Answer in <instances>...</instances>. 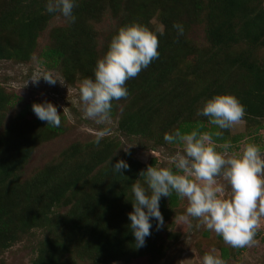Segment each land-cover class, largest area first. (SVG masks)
Wrapping results in <instances>:
<instances>
[{
    "label": "trees",
    "instance_id": "obj_1",
    "mask_svg": "<svg viewBox=\"0 0 264 264\" xmlns=\"http://www.w3.org/2000/svg\"><path fill=\"white\" fill-rule=\"evenodd\" d=\"M186 1L76 0L73 9L75 22L53 28L50 42L39 47L37 38L58 13L45 12V2L0 0V60L26 63L37 52L38 63L59 71L72 81L70 76L77 61L85 54L81 46L90 36V20L98 21V16L105 10L123 12L119 16L121 26L137 23L152 31L148 20L157 14L164 25L163 35L152 31L157 34L158 58L135 78L125 82L127 90L136 88L135 93L112 102L113 108L116 103L127 101L119 115V131L124 136L142 135L148 128L146 116L150 114L147 113L149 108L153 111L155 107L156 110L165 99L169 102L181 100L174 103L177 106L173 105L175 109L171 111L172 118H177L176 121L173 119L176 129L188 132L199 124V131H222L219 137L214 135L213 138L223 140L229 130H219L212 125L207 127V119L203 116L197 118L195 111L205 99L225 93L234 95L244 106L246 124H252L254 130L264 129V54L260 55L264 50V0H193L189 6ZM182 8L186 11V20H182L177 11L181 12ZM202 13H207L205 37L208 44L197 47L184 40V31H187L189 22H201L198 16ZM174 23L182 25V35L172 27ZM109 35L110 40L111 32ZM186 44L196 48L198 57L196 64L187 66L186 72L197 77L195 84L200 83L190 95L183 84L185 78L175 69L178 56H163V52L168 53L167 48L180 51ZM90 62L88 59L83 63ZM88 77L91 78L92 74ZM180 86L186 90L182 91ZM141 92L144 95L158 94L144 105ZM185 96L188 101L182 102ZM20 99L0 84L1 250L15 241L16 234L43 227L47 228V234L39 241L37 256L31 264H60L73 249L106 264L117 260L127 263L139 257L159 263L169 249L180 251L181 245L177 247L178 243L174 242V232L179 224L176 207L180 199L175 193L159 200L163 224L157 228L156 221L151 220L152 228L144 246H134L127 218V213L132 210L130 187L136 182L143 184L139 173L147 166H153L154 161L150 160L148 165L136 160L126 161L128 169L122 170L120 175L115 173L109 166L117 160L111 153L117 139L105 138L99 144L91 142L84 146L72 143L59 156V162L20 181L19 172L30 153V144L39 136L42 138V134L57 135L69 129L62 114L60 126L52 127L38 119H25L30 110L24 108L13 116L16 122L12 123L5 112L19 104ZM167 121L170 122V117ZM60 207L66 208L57 217L66 227L64 232L49 228V221L54 217L49 216L50 213ZM73 238L79 242L78 246L72 247ZM220 250L223 258L226 249Z\"/></svg>",
    "mask_w": 264,
    "mask_h": 264
},
{
    "label": "clouds",
    "instance_id": "obj_2",
    "mask_svg": "<svg viewBox=\"0 0 264 264\" xmlns=\"http://www.w3.org/2000/svg\"><path fill=\"white\" fill-rule=\"evenodd\" d=\"M74 7L76 0H46L44 11L58 13L71 24L75 22ZM172 27L178 35L183 34L182 25L174 23ZM159 35H163L162 30ZM157 48V34L143 25L130 23L119 27L102 57L96 60L92 77H85L78 85L83 118L97 125L108 122L112 102L128 96L125 82L158 58ZM41 78L49 85L64 84L62 78L48 71L36 73L31 81L37 84ZM31 111L49 126L61 124L60 114L48 101L32 103ZM195 115L205 117L209 125L219 130H229L242 120L245 109L234 95L215 94L204 100ZM199 127L197 124L188 132L177 128L165 133L163 140L178 143L180 150L166 157L168 167L147 166L139 173L143 184L131 185L132 210L127 218L136 248L143 247L150 235L151 220L156 221L157 228L163 224L159 200L171 193L186 200L184 214L177 220L189 229L193 226L191 219H195L199 221L197 228L203 225L232 248L254 243L259 219L264 216V153L255 143L246 144L239 153H229L231 144L224 142L219 145L222 151H217L212 137H219L222 131L210 133L199 131ZM108 132L104 127L97 130L92 143L99 144ZM124 151L127 152V147ZM109 167L120 175L129 166L117 159ZM201 264H224V261L212 249L202 255Z\"/></svg>",
    "mask_w": 264,
    "mask_h": 264
},
{
    "label": "rangeland",
    "instance_id": "obj_3",
    "mask_svg": "<svg viewBox=\"0 0 264 264\" xmlns=\"http://www.w3.org/2000/svg\"><path fill=\"white\" fill-rule=\"evenodd\" d=\"M192 1L193 0H187L185 4L189 6L190 3L192 4ZM43 2H46V0H36L38 4ZM179 9H177V11L180 14V18L186 20V11L182 8L180 12ZM120 14H123V12H120ZM120 14L105 10V12L98 16V21L90 20L92 21L88 23V33L90 36L84 39V43L86 41L87 43L81 46L85 54L77 61L76 67L70 76L72 81L65 78L59 71L47 69L41 63H38L36 59L37 52H34L31 59L26 63L0 60V84L5 90L13 91L21 98L19 104L10 107V109L5 112L6 118L8 117L9 121H12V123L16 122L13 116L19 113L23 108L30 110L25 116V119H37L31 111V104L48 101L56 107L58 114L64 116V122L69 127L65 132L57 135L42 134V138L39 136L30 144V153L22 170L19 172L20 181L29 179L35 176L41 169L59 162V156L70 144L78 142V145L84 146L91 143L96 131L102 127L109 129L108 134L102 139H117V145L111 150L112 155L125 162L136 160L143 165H148L150 160H153L154 167H168L169 165L166 157L180 150V145L178 143H166L163 140V135L165 133H171L176 129V123L173 124V121H176L177 118H172L171 111L175 109L173 105L177 106L174 103L181 102V100L169 102L168 99H165L163 103L157 106L156 110L155 107L152 108L153 111L149 108L147 113L150 112V114L146 116L148 128L142 135L124 136L118 129L119 115L122 113V108L124 105L126 106L127 101L116 103L117 106H114L111 110L109 121L104 125H97L92 120L83 118L81 106L78 101V85L82 79L92 74L96 60L102 57L106 51L109 42V33L111 32L113 35L115 31L121 27L122 22L119 21ZM206 14L202 13L198 16L199 19H202L201 22H189L187 31H184V40H188L197 47L208 44L205 37ZM65 23V19L59 14L52 17L37 38L38 46L42 47L50 42V33H52L51 31L53 28L64 25ZM148 23L149 28L156 33H160L161 30H164V25L159 20L157 14H153L149 18ZM88 49H91V51ZM157 50H159V47ZM89 52H92L91 56ZM167 52L168 53L163 52V56H178L175 69L177 74L181 73L182 77L185 78L183 84L189 89L187 95H190L200 86V83L195 84L197 77L194 74L186 72L187 66H192L198 61L196 48L192 49L186 44L180 51L177 48H167ZM263 54L264 50L261 51L260 55ZM88 56L93 58L90 59ZM88 59L91 61L90 63H83ZM44 71L56 74L63 79L64 84L61 85L57 83L55 85H49L44 82L42 78L39 83L33 84L31 81L33 76L38 72ZM180 89L182 91L186 90L181 88V86ZM135 92L136 88L128 90V93L131 94ZM157 94V92H151V94L144 95L141 92L140 95L143 98V104L145 105L151 102V99ZM187 101L188 96H185L182 102ZM169 117L170 122L167 121ZM183 117L185 116L182 115V118ZM196 117L199 119L202 118V116ZM206 126L210 127L209 124H206ZM216 131L217 130H214L213 133ZM156 134L158 135L156 136ZM213 140L216 142L217 151H222L219 145L224 142H229L231 144L229 153H239L246 144L255 143L261 148L262 153H264V129L254 130V126L252 124H246L243 118L238 124L229 129L227 135L223 137V140H215L214 138ZM125 147H127V152L124 151ZM186 206V200L180 198L176 207V214H184ZM65 210L66 208L63 207L53 209V213L49 215L54 216L50 219L51 221H49L50 229L53 228L54 231H56L57 228L59 231L61 230V232H64L66 227L59 222L60 220H58L57 217L63 214ZM198 222L199 221L195 219H191L193 225L191 229H189L187 225L179 222L176 226L177 232H174L176 235L174 242L178 243L176 244L177 247L181 245L180 251L169 249L168 252L164 253L159 263H155L156 261L151 262L147 257H139L127 263L122 260H117L113 261L111 264H201L202 255L212 249H215L216 253L221 257V248L226 249L225 256L223 258L221 257L224 264H264V216H261L259 219V226L253 238L254 243L241 248H232L228 246L214 232L206 230L203 225L197 228L195 225ZM169 229L172 231V228ZM46 234L47 228L44 229L43 227H33L27 232L16 234L15 241L12 242L9 247L3 250L0 249V264H31L32 260L37 256L38 243ZM71 240H74V242L71 241L72 247L78 246L79 242L77 240L74 238ZM74 248L76 249L77 247ZM75 251L76 250L73 249L71 253L66 254L60 264H106L101 260L95 261L89 254L80 255Z\"/></svg>",
    "mask_w": 264,
    "mask_h": 264
}]
</instances>
